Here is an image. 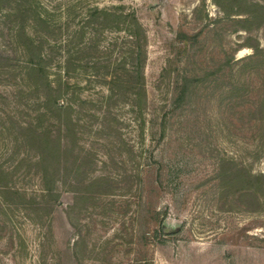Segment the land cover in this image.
I'll list each match as a JSON object with an SVG mask.
<instances>
[{
  "label": "rangeland",
  "instance_id": "1",
  "mask_svg": "<svg viewBox=\"0 0 264 264\" xmlns=\"http://www.w3.org/2000/svg\"><path fill=\"white\" fill-rule=\"evenodd\" d=\"M23 1L0 9L39 4ZM73 1L41 0L136 15L142 102L131 111L129 95L110 101L74 74L92 125L56 162L80 158L81 177L46 195L43 132L25 126L42 103L0 86V264H264V0ZM44 125L56 138V122Z\"/></svg>",
  "mask_w": 264,
  "mask_h": 264
},
{
  "label": "trees",
  "instance_id": "2",
  "mask_svg": "<svg viewBox=\"0 0 264 264\" xmlns=\"http://www.w3.org/2000/svg\"><path fill=\"white\" fill-rule=\"evenodd\" d=\"M15 1L17 7L25 3ZM4 2L10 0H0ZM35 3L37 9H0V86L8 89L6 93H10L12 87H21V97L36 94V99L42 103L39 116L36 118L34 114L32 122L25 126L43 132L36 136L39 141L36 167L40 172L41 192L54 195V188L66 178L80 180V158H73V162L62 168L56 161L60 156L67 157L73 151L69 143L74 145L92 125H86L83 119L87 116L84 107L93 101L82 95L77 97L80 87L70 82L72 76L80 72L86 73L88 79L97 80L107 87L109 95L105 97L110 101L123 93L129 95L130 109L135 110L142 102L147 37L136 15L130 11L92 7L85 13L73 14L70 2L62 8L57 6L62 11L47 9L41 0ZM23 98L21 106L30 114L35 112L33 107H27ZM48 118L56 122V130L52 131L56 138H51L50 131L45 129L44 120ZM49 149L52 155L42 152ZM12 191L17 194L16 190ZM69 213L71 208L66 213L68 221Z\"/></svg>",
  "mask_w": 264,
  "mask_h": 264
}]
</instances>
